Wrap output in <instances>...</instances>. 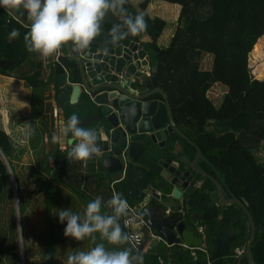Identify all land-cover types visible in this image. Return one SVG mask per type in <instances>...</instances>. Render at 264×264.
Listing matches in <instances>:
<instances>
[{
    "label": "trees",
    "instance_id": "16d2710c",
    "mask_svg": "<svg viewBox=\"0 0 264 264\" xmlns=\"http://www.w3.org/2000/svg\"><path fill=\"white\" fill-rule=\"evenodd\" d=\"M157 3L160 4L159 11L166 12L168 16L149 13L148 7ZM124 7L135 15L130 0H126ZM139 7L143 11L146 28L133 37L144 43L153 54L154 63L148 80L154 88H161L167 95L174 119L190 126L205 155L209 152L207 138L210 133L205 131L208 124L225 130L228 142L234 141L242 150L240 156L227 154V182L239 183L243 188L242 197L248 202V210L256 226V236L251 247L254 264H264V166L254 156V151L264 143V63L260 65V75L254 71V64L264 61V0H143ZM203 9L209 11L207 17L201 15ZM171 23L175 26L173 35L169 44L162 46L159 37ZM12 28L19 30L18 36H8ZM27 30L28 26L14 19L5 9H0V59L12 60L6 68L0 67V74L11 76L14 70L31 62V74L29 71L20 75V78L25 84L33 86L43 82L42 71L41 63L33 61L37 52H30L25 47L24 33ZM144 36H149V40H143ZM253 51H259L258 57H263L253 58ZM205 54L212 56V66L208 70L201 68V59ZM62 61L67 68L73 69L71 80H79V69L75 61L69 56ZM55 72L57 75L63 73V67L57 65ZM216 84L227 88L219 107L208 96ZM156 96L162 98L160 93ZM77 110L75 113L83 125L84 119ZM73 112V109L67 110V118ZM0 149L11 167L10 158L14 146L10 134L1 125ZM231 149L227 146V151ZM67 152L59 148L48 155L43 150L35 151L36 168L50 175L49 183L60 184L79 202L85 200L81 202L85 206L93 198L88 197L80 187L78 175L83 159L68 157ZM89 168L95 171V164ZM96 176L97 184L103 187L105 177L100 174ZM8 179L9 171L0 154V204ZM123 185L116 183V190L124 192ZM124 197L132 203L127 196ZM49 207L52 208V201ZM101 210L108 212L103 204ZM52 227L51 223L48 264H55L56 248ZM239 227L242 234L247 235V225L242 223ZM247 239L239 238L228 252H222L216 250L214 240L209 238L207 251L198 250L197 258L209 261L210 264H236V260L231 257L233 248ZM96 243H104L109 250L127 247L126 241L125 244H113L101 237L94 240V245ZM176 253V258L172 259L173 264L195 261L190 250L180 248L176 249ZM245 260L248 263L247 257ZM143 264L159 262L157 256L151 254L143 256Z\"/></svg>",
    "mask_w": 264,
    "mask_h": 264
},
{
    "label": "water",
    "instance_id": "95a60500",
    "mask_svg": "<svg viewBox=\"0 0 264 264\" xmlns=\"http://www.w3.org/2000/svg\"><path fill=\"white\" fill-rule=\"evenodd\" d=\"M7 12L29 26V21L20 11ZM116 22L117 17L108 13L101 22L100 33L87 51H77L70 42L65 43L69 56L78 65L80 81L71 84L66 73L60 74L56 82L57 103L65 110L76 109L77 103H81L84 108L82 127L93 129L97 133L100 151L95 155L96 158L109 172L119 176L116 181L124 183L125 196L134 200L139 207L146 205L143 213L147 216L149 226L159 234L161 240L171 246H182L184 251L200 249L204 245L202 237L194 230L186 228L183 222L178 221L176 215H165L163 210H157L156 206L152 205L157 188L164 191L163 197L167 201L179 199L181 196L179 186L182 177L179 170H170L172 173L162 172L161 176L165 181L152 187L148 186V175L144 170L154 163L153 160L150 165L147 162V148L157 154L159 150L162 156L169 153L166 138L171 126L168 118L171 106L164 91L161 88H153L150 80L143 86L140 67L145 64L142 60L146 56V50H143L138 40L130 36L117 43H110L109 31L105 26H112ZM11 63L12 60L0 59L1 68H6ZM156 92H159L163 99L150 98ZM76 139L70 138L69 145L74 144ZM0 154L13 180L11 167L1 149ZM199 155L198 149L195 162ZM158 164L161 165L160 160ZM200 173L205 174L203 171ZM236 202L241 204L238 200ZM206 213L209 215V212ZM247 215L251 232L246 254L249 264H254L251 247L256 236V226L249 212ZM237 240L235 230L225 226L214 238L216 250L228 252L231 244ZM189 264L207 263L198 261Z\"/></svg>",
    "mask_w": 264,
    "mask_h": 264
},
{
    "label": "clouds",
    "instance_id": "9594fccd",
    "mask_svg": "<svg viewBox=\"0 0 264 264\" xmlns=\"http://www.w3.org/2000/svg\"><path fill=\"white\" fill-rule=\"evenodd\" d=\"M126 0H0V7L8 11H20L29 21L24 33L25 47L42 57L55 54L66 42L77 51H87L94 38L101 31L103 18L111 13L118 22L109 29L110 43H117L130 36H136L146 28L141 13L135 15L124 7ZM122 18V23L119 20ZM19 35L17 28L8 32L9 37ZM62 136L71 133L77 138L69 148L67 156L73 159H87L99 154L97 133L81 126L79 117L71 113L60 129ZM58 137L53 134L52 140ZM111 213L102 211V198L97 195L89 200L81 215L62 208L59 221L64 223V235L81 240L98 232L102 240L121 244L130 241L128 233L123 232L119 217L126 214L128 204L119 193H113L104 201ZM95 239V236L92 237ZM67 264H143V256L134 254L128 247L109 250L104 243H96L88 250L70 253Z\"/></svg>",
    "mask_w": 264,
    "mask_h": 264
},
{
    "label": "rangeland",
    "instance_id": "374dc122",
    "mask_svg": "<svg viewBox=\"0 0 264 264\" xmlns=\"http://www.w3.org/2000/svg\"><path fill=\"white\" fill-rule=\"evenodd\" d=\"M139 1L142 0H132L134 4L132 6L138 9ZM138 11L140 12V10ZM201 15L207 17L209 11L203 9L201 10ZM252 54L253 58L260 59L263 57H258L259 51H253ZM151 57L154 62L152 52ZM201 62L202 69H210L212 56L209 54L203 55ZM262 63L264 61L259 64H254L253 62L255 65L254 71L258 75H260L259 69ZM29 67V65L19 67L20 69L18 68L16 75L26 73ZM226 91V86L222 84H216L209 91L208 96L216 107L221 105ZM10 104L11 102H9ZM0 115L3 118L2 114ZM12 144L14 152L10 162L13 180L9 176L7 189L0 204V264H48V238L51 231V223L53 224L56 248L55 264H67V256L70 253L81 250L86 251L93 247L94 240L100 239V234L94 232L81 240L64 235V223L60 222L57 216L59 211L62 208H67L82 215L84 207L63 186L49 183L50 175L48 173L40 172L34 167L32 169L30 164L21 165L20 162L26 164L29 159L28 153L22 151L27 148V145L23 146L13 141ZM18 150H21L20 156L17 155V152L19 154ZM16 156H19L18 161ZM254 156L264 166V143L254 151ZM91 173L90 168L83 163L78 175L81 190L85 191V193L88 192L93 197L101 195L102 202H104L109 197L108 191L111 187L106 182L103 187H99L97 176L95 177L94 175L93 177ZM100 192L102 194H99ZM51 201L52 208L49 207ZM82 201L85 202V200ZM93 236H95V239H92ZM159 250L164 259L168 261L169 251L166 249L164 242L159 243ZM171 255L172 259L176 258V248L171 249Z\"/></svg>",
    "mask_w": 264,
    "mask_h": 264
},
{
    "label": "flooded vegetation",
    "instance_id": "af4514ba",
    "mask_svg": "<svg viewBox=\"0 0 264 264\" xmlns=\"http://www.w3.org/2000/svg\"><path fill=\"white\" fill-rule=\"evenodd\" d=\"M156 95L157 93H154L150 98L163 99V97L160 98ZM168 118L169 125H171L166 138L169 153L162 156L159 150L157 154L147 148L149 158L147 162L150 165L152 164L151 160H153L154 163L144 170L148 175L149 187L165 181L161 176L162 172L168 173L170 170L174 172L179 170L182 177L179 186L181 196L179 199L167 201L163 197L164 191L157 188L154 191L156 196L152 199V205H155L157 210H163L165 215H176L179 222H183L186 228L194 230L198 236L204 239L205 249L209 246L208 239L214 240L219 230L225 226L235 230L236 238L248 237L249 239L251 232L247 215L249 210L248 202L242 197L243 188L239 183H228L226 176L229 162L227 154H236L237 156L242 154L238 144L234 141L228 142L225 130L208 124L205 131L210 133L207 138L209 152L208 155H205L199 147L198 137L192 133L190 126L184 122H177L174 119L172 109ZM227 146L232 148L231 151H227ZM198 149L200 155L195 162ZM158 160L161 161V165L158 164ZM200 171L205 174L200 173ZM236 200L240 201L241 204L237 203ZM145 206L141 205L142 210ZM206 212H209V215ZM242 223L247 225V235H243L239 227ZM154 232L159 236L156 231ZM233 243L231 248L236 244V241ZM173 248L183 249L179 245H172L171 249ZM190 252L197 254L195 249L190 250Z\"/></svg>",
    "mask_w": 264,
    "mask_h": 264
},
{
    "label": "crops",
    "instance_id": "0c3cea01",
    "mask_svg": "<svg viewBox=\"0 0 264 264\" xmlns=\"http://www.w3.org/2000/svg\"><path fill=\"white\" fill-rule=\"evenodd\" d=\"M130 2L132 3V0H130ZM140 2L141 1H139L138 5L140 4ZM131 5L134 6L133 3ZM159 8H160V4L157 3L154 5H150V7H148V11L151 15L153 14L157 15L160 13L162 15L168 16L166 12H160ZM0 9H4V8L0 7ZM133 10L135 14L136 13L143 14V11L141 10L140 7L138 9L133 7ZM138 10H140V12ZM153 11L155 12L152 13ZM24 17L27 18L26 16ZM120 21L122 20L120 19L119 22ZM105 28L107 31H109V29L111 28V25L107 24ZM174 29H175V26L174 24L171 23L163 30L161 36L159 37L160 45L166 46L169 44V41H170L171 36L173 35ZM142 39L145 41L149 40V36H144ZM138 42L140 45H142L143 50H146V56L142 60V62H145V64H143L140 67V70L142 72L140 78L143 80V86H145L148 80V77L150 76L152 72L154 62L152 61L151 52L149 48L141 41H138ZM61 48L65 51L67 56H69V53L66 49L65 44ZM45 58L46 57H42L37 53L35 59H33V61L37 60L41 63V71H42L41 80L43 82H39L36 85L31 86V85L25 84V82L20 78V75H23L22 73H19L18 75H16V71H18L20 68L19 69L17 68L16 70H14L11 76H4L0 74V114H2L3 116V118H1V115H0V125L8 131L13 142L22 144L23 146L27 145V148L22 151L28 153V157H29L28 162H26V164H24V162H20V164L21 165L30 164L31 168L32 167L36 168V163H35L36 158L34 155L35 151L43 150L44 154L48 155V154H53L57 148H59L62 151H65V150H69V148L72 146V145L71 146L69 145V139L73 138L71 136V133H69L67 136H62L60 133L61 127L67 121V114H66L67 110H65V108L63 109L60 108V106L57 103L56 82H57V77L60 74L57 75L55 72L57 66L50 65V66L44 67L43 61L45 60ZM25 65L30 66L26 72L28 73L32 69V63L27 62L23 64L21 67H24ZM64 67L65 69L63 68L64 70L63 73L67 74L68 82L71 84L78 83L80 81V76H79V80H77L76 82H73L71 80V72L73 69L69 67L67 68L66 66ZM30 74H31V71H30ZM79 75H80V71H79ZM156 93H159V92H156ZM9 102H11L10 105H9ZM77 105L78 107L76 109H78L77 110L78 113L82 115L84 108L81 107L82 105L80 102H78ZM76 109H73V111L75 112ZM53 134H56L58 137L57 141L55 142L52 140ZM18 151H19V154L17 152V155L20 156L21 150H18ZM19 156H16L17 161L19 159ZM21 159L23 158L21 157ZM31 163L33 164L31 165ZM51 163H53V161H51ZM83 163L86 164V166L88 167L91 164L93 165L95 164V171H91L92 172L91 175L93 177L95 174H100L103 177H105L106 183L111 187V189L109 188V191H108L109 197L113 193H119L123 198H125L124 192H120L116 190L115 188L116 183H118L116 180L119 177L116 175V173H111L106 168L102 167L103 165L101 164V161L98 158H96L95 155L91 156L90 158L83 159ZM51 166H53V164H51ZM96 178L98 179V177ZM82 188L84 187L82 186ZM86 194L88 197L94 198L93 196L89 195L88 192H86ZM99 194H102V192H100ZM77 201L81 206L85 207L84 204L79 202V200ZM131 201L132 203L128 200L130 204L137 206L139 209H141L143 213L142 207H139L134 200H131ZM102 204L104 205V202H102ZM107 208H108V212L111 213V209L109 207ZM143 215L147 219V216L144 213ZM119 223H121V216L119 217ZM149 228L150 230L154 232L153 228H151L150 226ZM244 243H246V246H247V241ZM165 245H166V249L169 251L168 261H166V264H173L172 258L170 257L172 246H167L168 245L167 243H165ZM241 245L240 244L236 245L233 248V253L231 255V257L236 260V264H237V259L233 257L235 253L234 251L238 246H241ZM157 246H158L157 247L158 253L160 254L159 243L157 244ZM127 247L129 248L128 244H127ZM205 248L206 247L203 245L200 249H195L196 253L198 250L206 252L207 249ZM193 254H195V252H193ZM160 255L162 256V254ZM195 255H193L195 258V261L193 262L204 261V260H199L197 258V255L196 256ZM246 257H247V254H245L243 258V262L245 264H249V260H248V263L245 260ZM205 263L210 264L209 261Z\"/></svg>",
    "mask_w": 264,
    "mask_h": 264
},
{
    "label": "built area",
    "instance_id": "2783aa9c",
    "mask_svg": "<svg viewBox=\"0 0 264 264\" xmlns=\"http://www.w3.org/2000/svg\"><path fill=\"white\" fill-rule=\"evenodd\" d=\"M122 20V18H121ZM67 57L65 51L60 48L55 54L49 55L43 61L44 67L62 66L65 69L62 59ZM127 201L128 209L126 214L121 215V228L123 232L128 233L130 241H126L133 253L139 255H156L159 264H166V260L158 253L157 244L162 241L161 238L149 228L147 219L144 217L141 209L130 204ZM165 242V241H163ZM171 246V245H167ZM233 257L237 259V264H245L243 258L246 254V243L238 246L234 251ZM170 254V253H169Z\"/></svg>",
    "mask_w": 264,
    "mask_h": 264
}]
</instances>
